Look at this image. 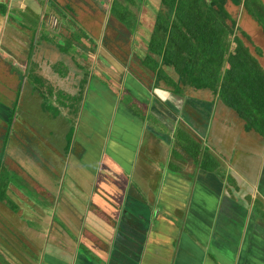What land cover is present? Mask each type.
<instances>
[{
  "label": "crops",
  "instance_id": "crops-1",
  "mask_svg": "<svg viewBox=\"0 0 264 264\" xmlns=\"http://www.w3.org/2000/svg\"><path fill=\"white\" fill-rule=\"evenodd\" d=\"M26 1L0 0V51L7 39L2 31L12 4L39 12L38 0ZM244 1L232 2L249 16L247 24L252 21L262 29L251 12H264V0ZM49 11L42 37L53 36L56 41L64 35L72 37L69 31L77 26L65 10L51 7ZM71 15L77 21V13ZM83 16L78 14L88 32L98 38L94 23ZM30 18L37 25L43 20ZM16 30L10 26L7 36L21 46L22 53L17 54L24 59L28 37ZM81 38L84 43L76 42L78 56L66 54L47 39H37L28 62L18 64L19 70L8 69L15 71V87L20 86L19 77L28 78L23 80L22 98L11 100L24 110L20 125L10 106L9 143L3 157V170L9 176L1 185L9 199L0 201V230L7 234L0 238V251L8 252L12 242L15 250L25 249L23 256L32 264H264V135L209 88L181 82L166 70V78L175 79V84L157 76L159 84L151 89L155 70L148 73L135 59L131 65L140 70L137 78L119 68L117 56H110L108 62L114 69L101 61L93 65L95 45L90 40L89 46L87 36ZM59 60L63 65L77 61V69L87 65L90 72L99 64L103 71L96 80L85 74L75 81L71 79L74 65L64 72ZM29 76L43 77L50 86L32 83ZM76 92L77 112L72 98H67ZM32 99L40 104L47 118L41 122L48 121L49 132L52 123L57 129L60 122H71L61 137L72 132L76 117L78 126L85 118L87 147L80 146L74 159L64 145L61 150L50 146L52 134L45 136L38 130L40 121L33 122L32 109L25 110L29 106L24 101ZM53 99L54 112L44 107ZM32 134L38 135L37 144L45 142L60 159L58 168L51 158L42 159V164L33 159L45 157V152L31 145ZM3 143L0 139V149ZM96 188L108 197L93 196ZM19 203H26V211ZM51 204L60 222L51 215ZM65 225L74 232L69 233Z\"/></svg>",
  "mask_w": 264,
  "mask_h": 264
},
{
  "label": "rangeland",
  "instance_id": "rangeland-1",
  "mask_svg": "<svg viewBox=\"0 0 264 264\" xmlns=\"http://www.w3.org/2000/svg\"><path fill=\"white\" fill-rule=\"evenodd\" d=\"M24 1L26 0H23V2ZM38 1L41 4V8L39 12L36 14L32 12L30 7L27 5L20 7L19 4L17 5V3L16 4L13 3L12 4L13 6L9 10V17L4 22L5 28L2 31V34L4 35L2 36V38L4 39L7 38V39H5L2 42L1 51H0V111H1L0 117L2 116L4 118V119L0 118V139H4L3 146L0 149V156H2V159L0 160V175H1L0 186L3 184L2 181H6L5 179H7L9 176V174L6 173L5 170H3L5 167L4 162H3V157H4V153L8 150L7 143H9L8 141H9V135H10L9 120H10L11 107H14V110H16L15 117L17 118L15 121L19 123L20 125L22 121L20 113L22 109H19L17 106H15L14 100L16 98L17 99L22 98L23 84L25 83L24 81L27 80L28 78L26 76H23V78L19 77V79H21L20 86L15 87L17 77L15 75H12L15 73V71L13 72L12 70L13 69L19 70L21 66H17L18 64L19 65L21 64L22 66H24L25 62H28V59H30L29 54L34 49L37 39H41V38L47 39L51 41L52 43L56 44L57 45L56 47L59 48V50H66L67 52L66 54H75L78 56L80 52V48H78V44H76V42L78 41L83 42L81 35L82 36L85 35L89 38L87 40V42H89V46L91 43L90 40L94 43L92 46L95 45L94 46L95 55L92 58L93 65H95L97 62L100 63V61L102 63L106 62L107 64L109 63L111 64L112 57L110 56H114V57L117 56L116 62L119 64V68H122V69L124 68L125 70H129V72H131L136 78L138 77L136 74H139L140 70H135L134 68H132L131 62H133L134 59L137 61V63L140 64L141 68L143 70H146L148 73H150L151 71L154 72L153 66L158 65V64H155L156 63L155 59L157 58V56L151 54L152 57L147 58L146 51H147L148 38L151 35L152 29L154 26L155 15L160 8L162 7L164 8L161 0H130V2L126 0H118L119 2L124 3L128 7V10H127V8L124 9V7L122 6L118 9V11H116L115 9H114L115 11L114 10L111 11L110 9L111 2L113 0H73V1L66 0L67 3H61V2L58 3L56 2V0H38ZM26 2L30 4L29 1H26ZM3 7H7V3L3 4ZM51 7H54L55 11L65 10L67 14L66 16H68L73 21V24L77 26L76 28L72 29L74 30L73 32L71 30L69 31L70 34L72 33V37H70L69 35L70 37L69 38L68 36L64 35L59 41H56L55 40L56 38L53 36L46 35L42 37L44 34V24H43L45 22L44 18L45 16L50 14L49 10ZM225 7L232 14V16L236 18V23L233 27L234 35H237L240 41L243 42L245 45H247L251 54L255 55V57L259 60L261 66L264 68V32L263 30L261 29L260 26H256V24L253 23L252 21H250L247 24V22L250 19L249 16L245 12H243V10H241L238 5H235L231 0L225 1ZM256 8H258V6H256ZM86 10L87 12L85 13ZM70 12L75 15L77 13V21L72 17ZM118 13L123 18L127 17V19L125 20V23L121 19L118 18V15H117ZM78 14H80L81 16L84 15L83 17L88 19L89 24L92 25L94 23L92 28H95V30L97 29L99 31L98 38H95L94 35L88 32L86 27L83 25L81 19L78 17ZM34 15L38 17L39 23L41 22V19L43 18L42 23H40V25H37L35 22H32V18L30 17ZM99 23L101 24L100 29L98 28V26L100 25ZM121 23L124 26H122ZM10 26L16 27L17 29L16 33H18L19 36L21 35L22 37V33H25L26 37H28V40L24 41L25 45H23L24 59L20 58V56H18L17 54V51L22 53L21 46L15 43V41H12L11 39H9L8 38L9 36H7L10 30ZM40 26L41 28H39ZM129 27L131 28L133 27V28L131 29ZM127 29H129V31ZM245 31H247V33L250 34L251 38L249 36L247 37L246 35L247 33H245ZM18 34L15 35L16 39L21 38L18 36ZM256 47L260 48L259 52L257 51ZM85 56H86L85 54L81 55L82 58H84ZM118 57L120 59H118ZM3 62H5L6 65ZM57 62L60 63V69H62V71L64 70V72L68 70L70 66L74 65L75 69L72 71L71 75L73 76H71V79L74 78L75 81L78 78H81V77L83 78L85 74H86V78L89 75L88 77L89 80L90 79L96 80V78H98L96 75H98L100 78L101 76L100 71L101 70L103 71V69L99 67L100 66L99 64H97L94 70H92L93 72H90L89 67L87 68V65H84L83 67H81V69L80 68L77 69V67L80 66L79 62L77 61L74 62L72 60H67L65 65H63L64 61L59 60ZM110 64H109V67L111 69H114V67L112 65L110 66ZM5 67L7 69H5ZM9 67L12 70H8ZM162 67L168 73H172L173 76L177 77V73H175L172 70L173 68L171 65L163 64ZM118 72H122V70H118ZM143 77H146V76L144 75ZM33 78H34L33 76H29V79H31L32 83L36 82V84L39 86H50L49 82L45 80L43 77H38L37 79H33ZM102 78L104 79V76ZM158 78L159 77L157 76L154 77V82L153 81L151 82V89L153 86H155V84L156 85L159 84ZM150 81L151 79H149V82ZM75 85L77 86V83H75ZM91 87H94V85H91ZM176 90H177V87H176ZM182 90H179V91H182ZM13 98L14 100H13V103L11 104V100ZM67 98L69 99L72 98V102H73L72 108H74L73 110L77 112V92L76 94H73V95H67ZM123 98L127 99V96L124 94ZM53 101L55 100L54 99L51 100V102L49 103L51 105L49 106L47 103L44 105V107L46 106L47 109L52 112L56 110L53 107L54 104L52 105ZM24 102H25V105L30 107V108L28 107L25 110L30 112V110L32 109L31 118L33 122L40 121L39 127L37 128L41 132V134L45 136L52 134V136H49V138L50 137L52 138V141H49V144L51 147L59 148L61 150L64 145V147L66 148L65 150L68 151V154L71 157L70 159H74V157L72 156L74 155L76 151H78L80 146H83L84 148L87 147L85 139H83L84 137L83 133H84V127H85L83 121H85V118L81 120L80 125L78 126L77 117H76L75 124L72 125V132L70 131L71 133L69 132L67 137L64 138V137H61L62 132H65L64 127L66 130H68L71 126V122L69 123L66 122L65 124L64 122L63 123L60 122L59 123L60 128L57 127V129H54L56 126L52 123L51 128L53 129V131L49 132L48 125L50 124L47 125L48 121L41 122L42 120L44 121V119H47V118L43 114L40 108V104L36 103L33 99L31 101H24ZM80 104L81 103H79L78 106H80ZM82 107H85V105L82 104ZM64 111L66 112L67 114L66 117L68 119L69 108H67L66 110L64 109ZM11 116L14 118L13 115ZM5 129H6V134L4 133L5 135H3V131ZM12 129L15 130V127L13 126ZM25 133L26 131L23 134ZM15 134L17 133L15 132ZM19 135H21L20 132H19ZM32 139L35 140V143L32 142L31 145L36 150H38V152H45V157H41L38 159L36 157H35L36 159L33 157V159L42 164V159L46 160L47 162L48 159L51 158L55 162V163L53 162V165H55V168H58V165L61 164L60 159H56L55 155L53 154V150H51L45 142L42 143L38 141V144H37V140L39 139L38 135H33ZM50 169H51V166H50ZM54 173L55 172H53V174ZM55 174L57 175V172ZM3 188H4L3 186L0 187V201L4 199L5 197L9 199L8 196L5 194V191L3 190ZM98 190L99 189L96 188L95 194H93V196L96 197L97 195H99L101 196L103 200L105 197H108L107 193H101ZM33 193H34L35 198L39 201L41 197H37L38 195L35 192V190L33 191ZM112 193L113 192L110 191V197ZM19 204H20L19 206H21V209L23 211H26L24 209V207L27 208L26 203H19ZM13 205L14 204H12V206ZM49 209H50L51 215L54 214L55 222H60L61 221L60 215L57 209L56 208L53 209L52 204H51V207L49 206ZM0 223L2 224L1 220H0ZM65 228L69 233L74 232L70 226L65 225ZM0 232H2V235H0V238H3V236L7 234L4 228L0 230ZM7 246H9L8 252L0 251V264H32L34 263V262L30 263V261L27 260L26 257L23 256V255H26V251L23 247H21L22 252H19L15 250V247L12 244V242L8 243ZM35 254L37 255L38 253H35ZM38 256H41V254H38ZM34 261H37V259H34Z\"/></svg>",
  "mask_w": 264,
  "mask_h": 264
},
{
  "label": "trees",
  "instance_id": "trees-1",
  "mask_svg": "<svg viewBox=\"0 0 264 264\" xmlns=\"http://www.w3.org/2000/svg\"><path fill=\"white\" fill-rule=\"evenodd\" d=\"M225 1L161 0L164 8L155 15L146 56H157L156 76L166 78L162 65H171L179 81L209 88L264 135V68L234 35L236 19ZM122 6L128 10L127 5L113 0L110 9L118 11ZM251 13L258 16L264 32V12ZM117 15L125 23L127 17ZM166 82L176 81L167 77Z\"/></svg>",
  "mask_w": 264,
  "mask_h": 264
}]
</instances>
